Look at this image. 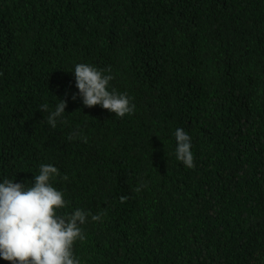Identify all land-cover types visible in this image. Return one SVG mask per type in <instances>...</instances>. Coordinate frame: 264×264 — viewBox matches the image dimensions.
Returning <instances> with one entry per match:
<instances>
[{
	"label": "trees",
	"instance_id": "1",
	"mask_svg": "<svg viewBox=\"0 0 264 264\" xmlns=\"http://www.w3.org/2000/svg\"><path fill=\"white\" fill-rule=\"evenodd\" d=\"M79 63L134 113L73 100ZM42 164L88 213L80 264H264V0H0V182Z\"/></svg>",
	"mask_w": 264,
	"mask_h": 264
},
{
	"label": "clouds",
	"instance_id": "2",
	"mask_svg": "<svg viewBox=\"0 0 264 264\" xmlns=\"http://www.w3.org/2000/svg\"><path fill=\"white\" fill-rule=\"evenodd\" d=\"M105 72L110 73L111 68L97 69L85 63L76 64L73 73L78 93L72 94L71 98L76 100L79 96L83 106L99 105L120 118L133 114L135 105L126 93L109 90L113 76ZM66 106V99H60L47 115V124L55 128ZM40 110L48 112V105H40ZM77 135L73 133L69 139L73 140ZM174 135L176 159L187 168L194 167L191 137L183 128H177ZM58 175L56 167L42 164L30 185L10 179L0 182V258L10 264H80L73 254V246L77 240L85 239L80 226L86 222L88 213L76 209L70 214H59V210L67 206V201L51 183ZM143 187L140 185L135 191L139 192ZM127 199L124 195L120 197L121 203ZM101 215H92V221L101 220Z\"/></svg>",
	"mask_w": 264,
	"mask_h": 264
}]
</instances>
